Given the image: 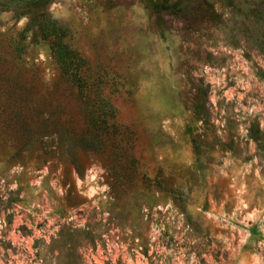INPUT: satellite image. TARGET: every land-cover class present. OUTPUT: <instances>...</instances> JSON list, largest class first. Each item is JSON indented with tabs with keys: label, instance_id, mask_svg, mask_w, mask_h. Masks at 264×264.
<instances>
[{
	"label": "rangeland",
	"instance_id": "obj_1",
	"mask_svg": "<svg viewBox=\"0 0 264 264\" xmlns=\"http://www.w3.org/2000/svg\"><path fill=\"white\" fill-rule=\"evenodd\" d=\"M0 264H264V0H0Z\"/></svg>",
	"mask_w": 264,
	"mask_h": 264
},
{
	"label": "trees",
	"instance_id": "obj_2",
	"mask_svg": "<svg viewBox=\"0 0 264 264\" xmlns=\"http://www.w3.org/2000/svg\"><path fill=\"white\" fill-rule=\"evenodd\" d=\"M63 50H65V48H63ZM39 133H40L41 135H43L44 131H43V130H42V131L40 130ZM82 141H83V140L80 141V144L83 143ZM74 167H75L76 171H79V167H78L77 165H75Z\"/></svg>",
	"mask_w": 264,
	"mask_h": 264
}]
</instances>
